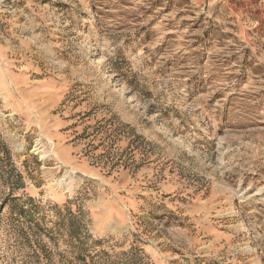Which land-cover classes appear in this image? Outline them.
Instances as JSON below:
<instances>
[{
	"label": "rangeland",
	"instance_id": "rangeland-1",
	"mask_svg": "<svg viewBox=\"0 0 264 264\" xmlns=\"http://www.w3.org/2000/svg\"><path fill=\"white\" fill-rule=\"evenodd\" d=\"M0 264H264V0H0Z\"/></svg>",
	"mask_w": 264,
	"mask_h": 264
}]
</instances>
